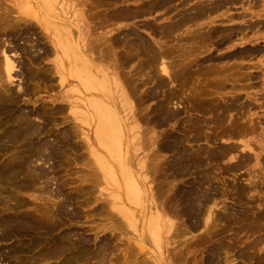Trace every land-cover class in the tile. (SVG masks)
Listing matches in <instances>:
<instances>
[{
    "label": "bare ground",
    "instance_id": "1",
    "mask_svg": "<svg viewBox=\"0 0 264 264\" xmlns=\"http://www.w3.org/2000/svg\"><path fill=\"white\" fill-rule=\"evenodd\" d=\"M97 1L0 0V264H264V0ZM94 189L134 235L66 229Z\"/></svg>",
    "mask_w": 264,
    "mask_h": 264
},
{
    "label": "rangeland",
    "instance_id": "2",
    "mask_svg": "<svg viewBox=\"0 0 264 264\" xmlns=\"http://www.w3.org/2000/svg\"><path fill=\"white\" fill-rule=\"evenodd\" d=\"M92 2H94L95 3V5L98 7V6H100V7H96V12L98 13H103V11H102V4H100L99 2L100 1H97V0H91ZM97 3V4H96ZM118 4V6H120V7H118V8H120L121 9V7L122 8H124V7H126V6H128V5H130V3H128V4H126V3H120V2H118L117 3ZM177 6H178V2H176L175 4H173L169 9H171L172 10V12L169 14V15H167V16H173L176 12H177V10H178V8H177ZM168 11V10H167ZM167 11H162V12H160V11H158L157 13H154L152 16H150V17H144L145 19H143V21H148V22H153L154 21V19H155V17H158L157 19L158 20H162L163 19V17L164 18H166L167 16H165L164 14H165V12H167ZM140 22V20H136L135 21V23H137V22ZM128 21H120V22H118L117 21V23L116 24H118V25H116L117 26V28H115L114 26H111L110 28H108V30H107V32H111L112 31V29H114L113 30V32L115 31V29H116V31L113 33H111V34H119L120 32H122V30H124L125 28H127L130 24H132V22L131 21H129V23H127ZM131 22V23H130ZM123 23H125L124 25H123ZM156 23H157V21H156ZM122 24V25H121ZM129 24V25H128ZM115 25V24H114ZM128 25V26H127ZM118 26H120V28L118 27ZM126 26V27H125ZM124 27V28H123ZM112 28V29H111ZM111 30V31H110ZM103 31V30H102ZM101 31V32H102ZM120 31V32H119ZM180 32V31H179ZM179 32H177V33H179ZM176 33V34H177ZM173 34V33H172ZM171 34V35H172ZM175 34V33H174ZM185 34H186V32H185ZM188 34V33H187ZM186 34V35H187ZM173 36V35H172ZM175 36V35H174ZM164 40H168V44H170V45H172V38L170 37V38H165V39H163V41ZM172 40V41H171ZM173 42H175V41H173ZM23 43V42H22ZM21 43V44H22ZM17 52H19V51H17L16 50V54H18ZM20 53V52H19ZM20 55V54H19ZM21 57V56H20ZM19 57V58H20ZM17 59H18V57L17 58H15V60L17 61ZM51 59L52 58H50V61H47L46 60V64H51ZM19 60V59H18ZM171 61V60H170ZM54 76V80L52 79V81L50 80V85L52 86V85H54V86H52V88L51 87H45V86H47V85H49V84H47V85H45L44 87H41V89L42 90H40L39 92H38V94L37 93H31L30 95H28V96H23V98L22 99H24L25 100V102L26 101H28V100H30L31 101V104L29 105V107H36V106H40V104H43V103H46V104H48L50 107H54V106H56V105H59V104H63L62 102H60V101H46V102H43V100H40V101H37L36 103H35V105H33V102L35 101V99H37L38 97H49V98H53V97H56V96H59L60 95V89L61 88H59V90H58V80H59V78H58V75H53ZM49 81V80H48ZM43 88L45 89V90H43ZM13 89H14V91L15 90H17V87H15V86H13ZM48 89V90H47ZM250 92H256V87H254V88H252V89H250L249 90ZM20 104H22V106H26L25 104H24V102H19ZM252 111L253 112H256L257 113V115H256V117H260V116H262V114H261V112H262V109H260V108H258V109H256V108H253L252 109ZM58 117V116H57ZM35 121L36 122H38L39 123V120L38 119H35ZM59 122H60V120H58ZM41 122V121H40ZM59 126V125H58ZM260 127H264V123L262 124V126H260ZM58 128V127H57ZM56 127H54V129H57ZM155 128V130H156V132H157V134L160 136L161 134H164V133H167L171 128H173L172 127V125H170V126H167V125H163V126H160V127H157L156 128V126L154 127ZM258 130V131H257ZM256 130V132H254L253 134H251V135H248V138L250 139V140H252V141H256V145H258L257 144V141H260L261 143H264V138H263V136H262V134H261V129L260 128H258ZM263 131H264V128H263ZM264 133V132H263ZM84 148H82V149H80V152L78 153V154H83L84 155V157H88V156H85V155H87V152H85V150H83ZM85 152V153H84ZM163 155H165V156H169V153H163ZM71 156V155H70ZM69 156V157H70ZM69 157H68V159L65 157V155H62V156H60L59 157V159H58V161H60V163H63L62 164V166H61V164H60V167H58V169H56L55 170V172L57 173V174H59L60 176H62V178H63V180H64V182L67 184L66 185V191L67 192H71V191H73V192H76V191H74L75 190V188H76V190L78 189V188H80L81 186H84V185H86V183L85 184H82L81 182H75V183H70L69 182V179L70 178H72L73 179V175H71V173L72 172H76V170H77V172H79L78 174H81V172H84L85 170H86V168L83 166V164H81V162L79 161V162H77V165H73V167L72 166H69V160H70V162H71V164L72 163H74L73 162V153H72V157H70L71 159H69ZM59 164V163H58ZM49 165H51V164H49ZM65 167H64V166ZM67 166V167H66ZM251 166V165H250ZM249 166V167H250ZM44 167V166H43ZM48 167V165L46 166V168ZM45 168V167H44ZM81 169V170H80ZM85 169V170H84ZM59 170V171H58ZM243 177H245V176H243ZM52 183H55V181L53 180L52 181ZM104 184L102 183V186H103ZM55 187V185H52V187ZM102 186L100 187V188H102ZM53 187V188H54ZM78 187V188H77ZM262 191H264V190H258L257 192L255 191V196H256V193L257 194H260L259 196L260 197H263V192ZM233 191H228V193L227 194H231ZM226 194V195H227ZM85 198H87V199H92V200H90L91 202L89 203V204H84L83 203V201H84V199L82 198V197H79L78 199H79V201L80 202H82V203H80L79 205H72V206H69L68 207V209H72V208H74V207H76L77 208V211L79 212V214H80V218H76V219H74L73 220V222H72V224L70 225L69 224V222L68 223H65V226H66V229L67 230H69V231H76V232H79V233H77V234H81V232H83L86 236H90V237H93V234L95 233V231L96 230H99V235L98 236H102V235H104V234H106V233H108L109 231V234H112L111 232H114V230L113 229H115V228H117L118 230H119V232H121V234H120V236H119V238L118 239H124V241L125 240H127V238L128 237H130V235H134V233L132 232V230L129 228V229H126V228H128L127 226L126 227H122V225L118 222H116L115 220H114V218L115 217H113V215H115V212L114 211H112V212H110V214L108 215V217L106 216V214H101V215H98V212H94L93 213V210H92V208H90V207H92V205H93V203H94V205L96 204V205H98V203H100L99 205H101V202L102 201H100V199H99V192H98V189L97 190H92V192L90 193V194H86L85 196H84ZM89 197V198H88ZM95 200V201H94ZM97 200H99V201H97ZM223 202L224 203H228V202H231L229 199H225L224 198V200H223ZM89 205V206H88ZM246 205H244V206H242V207H235L234 209L235 210H237V211H241V210H243L244 209V207H245ZM91 212H92V214H91ZM95 214V215H94ZM98 216H97V215ZM94 216V217H93ZM113 217V218H112ZM96 225H97V227H96ZM113 226H115V227H113ZM96 227V228H95ZM123 228V229H122ZM65 229V228H64ZM75 232V233H76ZM200 233V231L199 232H195L193 235H197V234H199ZM116 234H118V232H116ZM127 235V236H126ZM127 237V238H126ZM23 240H21L20 242L19 241H15L14 243H16L17 244V242L18 243H20V245H21V242H22ZM123 241V240H122ZM7 246H9V245H7ZM7 246H5V245H2L1 246V248L2 249H6L7 248ZM5 247V248H4ZM189 257L191 256V254H189L188 255ZM191 257H193V256H191ZM194 258V257H193ZM190 259H192V258H190ZM241 262V261H240ZM184 264V263H183ZM245 264H247V263H245Z\"/></svg>",
    "mask_w": 264,
    "mask_h": 264
}]
</instances>
